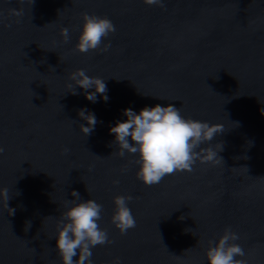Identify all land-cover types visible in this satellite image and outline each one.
Segmentation results:
<instances>
[{
    "label": "water",
    "instance_id": "95a60500",
    "mask_svg": "<svg viewBox=\"0 0 264 264\" xmlns=\"http://www.w3.org/2000/svg\"><path fill=\"white\" fill-rule=\"evenodd\" d=\"M82 13L115 25L106 51L74 50ZM80 68L105 79L107 102L68 92ZM169 103L223 127L200 145L220 143L221 162L148 186L108 129L122 109ZM81 108L97 118L86 136ZM262 110L264 0H0V264H59L54 233L71 190L102 205L111 242L91 249L93 264H207L225 228L239 236L238 259L264 264ZM116 195L132 197L136 225L124 234L110 221Z\"/></svg>",
    "mask_w": 264,
    "mask_h": 264
},
{
    "label": "clouds",
    "instance_id": "9594fccd",
    "mask_svg": "<svg viewBox=\"0 0 264 264\" xmlns=\"http://www.w3.org/2000/svg\"><path fill=\"white\" fill-rule=\"evenodd\" d=\"M33 2L34 0H31V4ZM143 3L163 7L164 0H143ZM115 30V25L109 18L82 13L73 48L75 51L85 53L101 48L103 44L101 50L106 51L109 45L103 43L104 39ZM59 35L63 42L68 41L66 27L60 29ZM68 81L67 87L70 89L68 92L73 95L76 94L75 86H79L85 90L84 97L90 102H96L98 94L105 102L109 99L105 79L90 76L83 68L68 74ZM261 114L264 115V110ZM77 115L85 121L79 125V132L83 136L90 134L97 123L95 114L81 108ZM122 115L125 119L117 120L108 131L113 134L121 157L125 156V153L135 154L134 163L137 165L135 175L145 185L158 184L166 175L174 172L192 171L197 161L212 164L221 162L217 154L222 150L220 143H216V147H200L201 144L212 145L207 142L223 130L220 124L186 118L181 114L180 108L170 103L163 106L160 104L144 106L138 111L125 108L122 109ZM3 151V147L0 146V153ZM63 151L67 153L69 149L65 147ZM8 193L7 188L0 189V196L3 197L6 206ZM70 194L75 199L65 200L54 233L59 264H93L90 258L91 249L96 245L111 242L107 232L99 226L102 205L93 199L81 200L76 190H71ZM112 199L114 207L110 221L121 234H124L136 225V219L128 207V201L132 197L116 195ZM10 209L13 214L15 210ZM238 239L237 233L225 228L214 244L209 241L210 246L205 250L207 264H247L246 260L237 258L245 255L243 248L234 243ZM74 256L77 257L76 260H73ZM113 264H120L119 258H115Z\"/></svg>",
    "mask_w": 264,
    "mask_h": 264
}]
</instances>
